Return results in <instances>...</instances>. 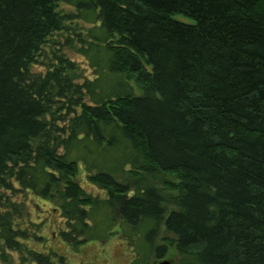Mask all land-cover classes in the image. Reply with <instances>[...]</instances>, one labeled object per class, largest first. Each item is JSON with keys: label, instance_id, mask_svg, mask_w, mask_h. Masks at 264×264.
<instances>
[{"label": "trees", "instance_id": "1", "mask_svg": "<svg viewBox=\"0 0 264 264\" xmlns=\"http://www.w3.org/2000/svg\"><path fill=\"white\" fill-rule=\"evenodd\" d=\"M59 4L77 14L60 15ZM87 14L107 42L109 73L134 81L142 96L98 97L88 83L89 106L64 60L44 77L29 72L48 39ZM56 101L80 109L62 118L63 129L46 120ZM83 141L126 142L142 161L132 183L105 172L87 177L106 193L100 203L113 219L153 223L148 241L163 222L181 264H264V0H0V190L14 181L54 199L70 230L64 243L84 237L75 248L97 203L75 182L79 168L69 159ZM160 174L178 180L168 214L149 184ZM13 225L11 212L0 213L3 264L5 250L20 253L28 237ZM27 254L32 264H52ZM154 254L164 258L166 247Z\"/></svg>", "mask_w": 264, "mask_h": 264}, {"label": "rangeland", "instance_id": "2", "mask_svg": "<svg viewBox=\"0 0 264 264\" xmlns=\"http://www.w3.org/2000/svg\"><path fill=\"white\" fill-rule=\"evenodd\" d=\"M57 12L62 16L77 14L73 7L66 4H59ZM84 17L85 19L74 17L65 24V30L49 38L29 67V72L35 77H44L48 71L59 66V58L64 60L63 66L67 69L66 73L72 79V84L81 89L82 100L79 102L89 106H93L94 101L85 90L88 83L95 84V95L98 97L111 94L142 96V91L134 81H127L125 75L109 73L110 56L105 50L107 42L103 41L100 25L94 14ZM79 97L80 95L75 100ZM57 102L52 110L54 115L47 116L46 120L63 129L66 128V123L62 122V118H73L80 114V109L70 108L67 101ZM70 109L72 113L68 112ZM65 136L63 134L62 137ZM64 152L63 149L59 151L61 155ZM69 159L76 162L79 168L75 182L87 197L97 202L86 210L88 217L85 243L78 248L73 247L72 244L78 240H84V237L77 238L74 235L72 244L64 243L61 234L70 230L54 199L42 200L11 181L12 190H0V213L11 212L14 216V228L22 230L28 237L21 241L20 253L5 250L6 260L10 264H32L28 251L48 255L52 264H160L164 261L181 264L186 261L173 249V236L165 230L163 222L156 226L155 235L148 241L153 223L145 221L136 227H130L121 223L117 216L113 219V215L100 203L107 198L106 193L88 182L89 175L99 172L108 173L121 183L133 182L130 173L134 172L137 159L126 142L119 141L113 147H96L83 141L82 145H76L72 149ZM141 162V159L137 160V163ZM177 182V177L169 174L157 175L149 181L165 200L166 214L175 209L171 200L179 193L169 185ZM8 207L12 208L7 210ZM160 246L166 247L167 255L157 259L154 252ZM54 254L62 257L63 262L60 263ZM0 264H3L1 259Z\"/></svg>", "mask_w": 264, "mask_h": 264}, {"label": "water", "instance_id": "3", "mask_svg": "<svg viewBox=\"0 0 264 264\" xmlns=\"http://www.w3.org/2000/svg\"><path fill=\"white\" fill-rule=\"evenodd\" d=\"M160 264H171V262L164 261V262H162Z\"/></svg>", "mask_w": 264, "mask_h": 264}]
</instances>
